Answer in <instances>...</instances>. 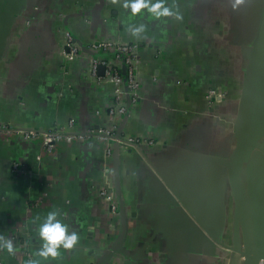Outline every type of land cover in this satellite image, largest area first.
Here are the masks:
<instances>
[{"label": "crops", "instance_id": "1", "mask_svg": "<svg viewBox=\"0 0 264 264\" xmlns=\"http://www.w3.org/2000/svg\"><path fill=\"white\" fill-rule=\"evenodd\" d=\"M125 2L0 0V124L52 129L73 117L84 130L101 121L109 92L85 78L86 59L68 71L61 59L70 29L84 44L140 41V97L123 125L156 141L141 154L118 147L106 174L97 141L50 153L37 140L0 138V237L16 249L1 248L4 261L247 264L239 199L264 251V0H164L180 19L133 15ZM212 87L221 100L207 99ZM108 183L116 214L100 195ZM53 209L78 241L45 259L35 255L38 227Z\"/></svg>", "mask_w": 264, "mask_h": 264}, {"label": "built area", "instance_id": "2", "mask_svg": "<svg viewBox=\"0 0 264 264\" xmlns=\"http://www.w3.org/2000/svg\"><path fill=\"white\" fill-rule=\"evenodd\" d=\"M139 49L140 41L137 39L101 37L94 38L85 44L80 43L70 29H64L61 38V59L66 71L74 63L86 59L85 78L96 87L104 88L109 92L107 106L96 110L101 121L96 127L84 130L76 128V121L73 117L62 126L57 125L52 129L2 123L0 124V138H17L28 142L37 140L50 153H54L57 145L63 141H97L104 147V172L106 174L111 173L109 163L118 147L136 150L141 154L142 151L138 150L140 145L154 146L156 144L154 138L146 135H132L125 131L123 125L124 119L132 115L133 107L138 105L140 97L141 81L138 72L141 57ZM101 66L105 68L102 73ZM224 95L225 92L221 87H212L206 93L210 102H217ZM14 170L24 171V168L16 163ZM100 195L109 202L111 213H118L116 192L109 183L100 188ZM0 264H6L1 252ZM261 264H264V260Z\"/></svg>", "mask_w": 264, "mask_h": 264}, {"label": "clouds", "instance_id": "3", "mask_svg": "<svg viewBox=\"0 0 264 264\" xmlns=\"http://www.w3.org/2000/svg\"><path fill=\"white\" fill-rule=\"evenodd\" d=\"M243 0H237V3H242ZM125 9H130L131 14L141 13L142 9L147 8L154 17H164L174 15L180 19L179 12H174L170 6L164 3V0H126ZM236 7V4L233 5ZM59 210L53 209L47 213L43 221L39 224L38 231L43 239V247L36 251L38 257L48 258L59 255V249L62 245L65 249H71L78 241V233L73 230L69 232L68 226L58 219ZM0 248H6L9 253H14L16 249L10 239L0 237ZM29 264H40L38 259L29 261Z\"/></svg>", "mask_w": 264, "mask_h": 264}, {"label": "water", "instance_id": "4", "mask_svg": "<svg viewBox=\"0 0 264 264\" xmlns=\"http://www.w3.org/2000/svg\"><path fill=\"white\" fill-rule=\"evenodd\" d=\"M104 66H101L100 71L101 73L104 72ZM258 135V134H257ZM255 135V136H257ZM241 144V142L239 143ZM246 143L244 142L243 144H241V148L243 146H245ZM238 150V152L236 153L235 157L233 158V160L235 161L238 156L240 155V149ZM239 213L243 222V229H244V235H245V245H246V251H244L246 257H247V264H261L262 261L264 260V251H259V246H253L251 241V236L249 234V228L247 225V217H246V213L244 210V207L241 205V201L239 199ZM257 207V206H256ZM258 210L260 212H264V207H260L258 206ZM264 232V231H263ZM259 238H261V228L259 229ZM223 246V245H222ZM225 246V245H224ZM236 251H239V249L237 247H233ZM243 253V251H240Z\"/></svg>", "mask_w": 264, "mask_h": 264}]
</instances>
